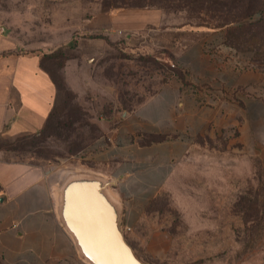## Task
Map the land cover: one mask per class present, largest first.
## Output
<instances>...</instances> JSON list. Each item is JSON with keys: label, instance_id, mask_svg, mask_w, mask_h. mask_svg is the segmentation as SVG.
I'll return each mask as SVG.
<instances>
[{"label": "rangeland", "instance_id": "374dc122", "mask_svg": "<svg viewBox=\"0 0 264 264\" xmlns=\"http://www.w3.org/2000/svg\"><path fill=\"white\" fill-rule=\"evenodd\" d=\"M122 1L0 0L4 31L19 38L22 49L37 45L39 54H54L42 58V65L66 90H56L50 129L36 152L0 150V160L47 165L66 179L76 175L92 143L124 123L128 112L179 69V54L193 43L197 62L198 43L218 33L224 50L204 46L205 69L256 72V90L245 85L244 102L239 101L255 138L247 135L239 142L230 127L224 138L230 140L228 148L214 139L207 148L187 151L134 227L123 221L119 226L145 264H264V239H247L237 204L246 190L256 188L264 158V0L112 7ZM50 36L53 41L34 40ZM62 69H69L71 85ZM15 140L0 136L6 144Z\"/></svg>", "mask_w": 264, "mask_h": 264}, {"label": "crops", "instance_id": "0c3cea01", "mask_svg": "<svg viewBox=\"0 0 264 264\" xmlns=\"http://www.w3.org/2000/svg\"><path fill=\"white\" fill-rule=\"evenodd\" d=\"M111 18L117 19L113 14ZM68 21L67 12L62 25ZM221 40L218 33L202 39L197 62L193 43L180 53L179 69L128 112L124 123L107 129L84 156L77 174L106 182L105 191L119 209L118 220L127 227L142 218L187 151L207 148V141L214 139L228 148L230 140L224 138L230 127L239 142L247 135L255 138L256 129L239 101L245 85L256 90V72L217 65L205 69L204 46L220 52ZM21 46L22 41L0 25V136L17 138L38 131L54 108L57 88L41 65L44 51L39 54L37 45L29 51ZM62 71L71 85L69 69ZM65 179L47 165L0 160V264H90L61 219Z\"/></svg>", "mask_w": 264, "mask_h": 264}, {"label": "water", "instance_id": "95a60500", "mask_svg": "<svg viewBox=\"0 0 264 264\" xmlns=\"http://www.w3.org/2000/svg\"><path fill=\"white\" fill-rule=\"evenodd\" d=\"M105 185L100 178L80 173L64 181L60 215L65 227L90 264H145L122 233L118 206Z\"/></svg>", "mask_w": 264, "mask_h": 264}, {"label": "trees", "instance_id": "16d2710c", "mask_svg": "<svg viewBox=\"0 0 264 264\" xmlns=\"http://www.w3.org/2000/svg\"><path fill=\"white\" fill-rule=\"evenodd\" d=\"M172 0H140L138 2H130L127 0L122 3H114L112 7H146V6H166ZM232 25L227 26V31L233 32ZM91 37H100V35H91ZM54 54L45 55L41 57H53ZM56 88H61L63 91L65 87L62 79L57 80L54 75L48 70ZM68 93V92H67ZM145 99V98H144ZM53 113L50 112L43 124V126L34 133L23 134L18 136L13 144H6L0 141V150H15L20 152L35 153L36 147L45 139L50 129V122H52ZM259 169H257V185L254 191L252 189L246 190V195H241L237 204L241 206L243 211V221L245 225V234L248 240L257 241L264 239V158L260 161ZM156 197V196H155ZM154 197V198H155ZM153 198V199H154ZM152 201V199H151ZM150 201V203H151ZM136 254V253H135Z\"/></svg>", "mask_w": 264, "mask_h": 264}]
</instances>
